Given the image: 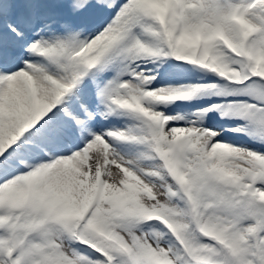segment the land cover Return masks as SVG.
I'll use <instances>...</instances> for the list:
<instances>
[{
  "label": "snow or ice",
  "instance_id": "1",
  "mask_svg": "<svg viewBox=\"0 0 264 264\" xmlns=\"http://www.w3.org/2000/svg\"><path fill=\"white\" fill-rule=\"evenodd\" d=\"M0 264H264V0H0Z\"/></svg>",
  "mask_w": 264,
  "mask_h": 264
}]
</instances>
